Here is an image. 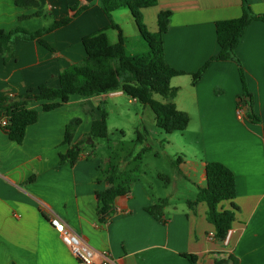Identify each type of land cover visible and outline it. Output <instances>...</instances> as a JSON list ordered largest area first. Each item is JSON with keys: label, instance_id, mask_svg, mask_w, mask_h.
Segmentation results:
<instances>
[{"label": "crops", "instance_id": "crops-1", "mask_svg": "<svg viewBox=\"0 0 264 264\" xmlns=\"http://www.w3.org/2000/svg\"><path fill=\"white\" fill-rule=\"evenodd\" d=\"M37 1L38 7L26 8L17 6L15 0H0V29L9 31L19 26L35 31L72 14L71 7H87L67 25L43 36L54 51L37 40H16L14 56L7 63L0 55V96L19 95L40 84L57 86L59 73L85 57L81 38L111 21L121 28L127 51L139 53L127 47L128 39L140 35L130 12L117 9L107 15L96 0ZM248 2L255 13L264 12V0ZM165 10L171 14L162 37L164 60L176 70L192 73L219 49L215 21L240 16L241 0H157L156 5L142 9L149 31L157 30V14ZM35 12L40 15L19 19ZM109 30L108 41L114 43L117 31L112 29L116 31V41H112ZM235 52L260 123L253 124L245 114H237L236 97L242 85L232 60L212 61L195 84L187 74L170 79V85L177 88L173 101L189 117L187 127L180 132L192 126L200 147V156H193L194 160L177 157L173 178L158 174L159 178L166 176L164 186L173 190L177 189L175 180L181 177L190 182L191 193L180 196V203L174 201V192L164 197L152 194L141 179V154L132 186L114 199L115 213L102 223L96 214L95 192L108 186L99 176V170L108 163L83 150L73 166L58 165L59 153L68 148L62 141L71 119L81 120L72 139L77 143L89 132L92 121L100 118V104L107 113L106 121L108 100L119 115L128 116L119 104L126 95L119 90L88 97L72 95L49 111L42 110L40 101L30 103L28 107L38 112V119L26 127L20 144L11 141L0 127V264H77L49 223L54 215L84 237L96 252H107L109 264H233L230 256L237 259V264H264V22L254 20L245 28ZM128 103L139 102L128 97ZM136 110L141 119L140 109ZM181 143L180 151L189 152L191 144L184 138ZM129 158L130 153L126 156ZM211 161L228 167L235 179L233 202L238 210L224 241L210 237L214 226L206 219L205 202L193 208L186 204L195 198L198 187L205 186V163ZM32 174L34 179L28 182ZM163 199L168 201L165 224L144 211ZM219 206L229 209L230 201H222ZM181 253L194 254L196 261L191 263ZM93 264H100V256Z\"/></svg>", "mask_w": 264, "mask_h": 264}, {"label": "trees", "instance_id": "trees-1", "mask_svg": "<svg viewBox=\"0 0 264 264\" xmlns=\"http://www.w3.org/2000/svg\"><path fill=\"white\" fill-rule=\"evenodd\" d=\"M96 3L107 15L117 9H127L147 45V51L130 54L125 47L121 28L113 21L104 28L84 35L81 42L85 57L79 62L65 67L59 73L57 86L40 84L36 89L30 88L19 95L0 96V121L6 120V124H0V127L11 141L22 143L26 127L37 121L38 112L28 107L32 102L40 101L42 110L49 111L67 102L72 95L88 97L117 90L139 102L142 106L149 107L154 114L155 125L164 132L183 131L188 125L189 117L186 112L176 107L173 100L177 88L170 85V79L187 74L191 77V83L195 84L202 77L208 65L212 61L219 60H232L237 64L242 85V91L236 97L237 108L244 109L243 114L249 122L253 124L261 122L260 117L254 113L252 94L247 89L244 69L235 52L245 28L254 20L264 22V12L255 13L248 0H241L240 16L215 21L219 49L197 71L192 73L176 70L164 60L162 37L168 29L171 12L165 10L157 14V30L154 32L149 31L144 24L142 9L156 5L157 0H96ZM15 4L20 7L34 8L38 7L39 2L37 0H15ZM86 7V5L78 8L71 7L72 14L35 31H28L19 26L9 31L0 29V55L3 63H7L14 56L16 40H37L48 50L54 51L53 47L43 39V36L56 28L67 25ZM37 15L40 13L22 15L19 16V19ZM108 28L117 31V41L114 43L108 41L106 35ZM154 94L159 95L161 101L154 99ZM98 110L101 113L100 118L92 121L89 132L77 143H73L72 139L81 122L80 118L75 117L66 124L62 143L67 144L68 148L65 153H59L58 165L69 163L73 166L82 157L83 143L86 137L91 139L106 137L107 113L102 104L98 106ZM136 143L141 148L140 154L133 158L134 161L139 160L141 153L149 149V146L144 145L142 135L137 136ZM172 163L176 166L177 160ZM137 171H139V163L131 168L133 174L121 176L118 164L113 161H110L107 167L99 170V176L108 183L105 189L95 192L96 214L99 222L107 223L110 220V217L115 213L114 199L128 191L135 180ZM205 176V186L198 187L195 198L187 200L186 204L193 208L198 202H205L207 206L206 219L214 226L213 238L224 241L234 220L235 211L238 210V206L233 202L236 196L234 174L222 163L211 161L205 163ZM160 177L164 180L167 179L166 176L160 175ZM33 179L34 174L27 181L30 182ZM222 201H230V208L220 207L219 204ZM167 202V199H163L159 203L146 206L144 211L158 222L165 224L168 220L164 214ZM181 256L191 263L196 261L194 254L181 253ZM230 259L233 264H237L235 257L230 256Z\"/></svg>", "mask_w": 264, "mask_h": 264}, {"label": "rangeland", "instance_id": "rangeland-1", "mask_svg": "<svg viewBox=\"0 0 264 264\" xmlns=\"http://www.w3.org/2000/svg\"><path fill=\"white\" fill-rule=\"evenodd\" d=\"M118 12H129L125 8L119 9ZM117 14V13H116ZM117 17V15H116ZM146 25V23H144ZM135 26V24H134ZM134 26L132 28L134 32ZM125 31L132 33L124 25ZM147 27V26H146ZM109 38L112 41H116V31H108ZM136 34V33H135ZM128 49H134L139 53L147 51V45L140 35L137 37H131L127 40ZM154 99L161 101V97L157 94L153 95ZM108 107L110 109L109 116L107 118V135L105 138L91 139L86 137L83 143L85 151H88L93 156L99 159L105 160V164L113 161L119 166L120 172L127 171L122 176L131 173V167L139 160H133V158L140 154L141 146L136 143L138 135H142L145 140L144 145L149 146V149L144 151L141 159V179L150 189L152 194L160 195L164 197L166 193L175 194L174 201L180 203V196L190 195L192 187L190 182L181 177L176 181V190H173L171 186L165 187L164 180L158 177V174L167 175L169 178L175 176V165L173 161L177 160V157L183 159L194 160L193 156H200V147L196 141L197 133L193 130L192 126L184 132L176 131L172 133H166L162 129L158 128L153 120L154 114L149 107L142 111V105L135 103L133 105L128 103V97L124 96L119 99L121 108L126 110L128 116H121L116 109V106L112 104V101L108 100ZM136 108L140 109L141 119L136 113ZM138 115V116H137ZM183 134V135H182ZM189 142L191 148L189 152H181L179 147H182L181 140ZM93 143V145H92ZM130 153L132 158L126 159L127 154ZM114 156L115 158L112 159ZM186 157V158H185ZM108 165V164H107ZM138 174V171L135 175Z\"/></svg>", "mask_w": 264, "mask_h": 264}, {"label": "built area", "instance_id": "built-area-1", "mask_svg": "<svg viewBox=\"0 0 264 264\" xmlns=\"http://www.w3.org/2000/svg\"><path fill=\"white\" fill-rule=\"evenodd\" d=\"M244 109H238V116H242ZM0 124L5 125L6 120L2 119ZM50 225L59 233L61 241L73 253L77 264H93L100 256V264H109L107 252H96L87 240L69 227L59 216L54 215L49 219ZM214 233H210L213 237Z\"/></svg>", "mask_w": 264, "mask_h": 264}, {"label": "water", "instance_id": "water-1", "mask_svg": "<svg viewBox=\"0 0 264 264\" xmlns=\"http://www.w3.org/2000/svg\"><path fill=\"white\" fill-rule=\"evenodd\" d=\"M14 100H17V98H14Z\"/></svg>", "mask_w": 264, "mask_h": 264}]
</instances>
